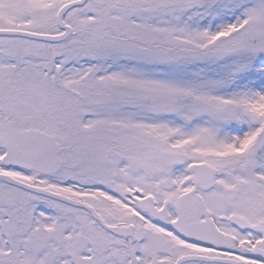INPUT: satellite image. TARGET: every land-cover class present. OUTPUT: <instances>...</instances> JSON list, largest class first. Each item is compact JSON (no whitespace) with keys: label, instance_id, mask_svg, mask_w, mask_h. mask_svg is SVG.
<instances>
[{"label":"snow or ice","instance_id":"obj_1","mask_svg":"<svg viewBox=\"0 0 264 264\" xmlns=\"http://www.w3.org/2000/svg\"><path fill=\"white\" fill-rule=\"evenodd\" d=\"M0 264H264V0H0Z\"/></svg>","mask_w":264,"mask_h":264}]
</instances>
